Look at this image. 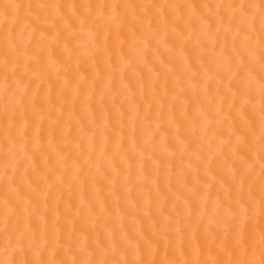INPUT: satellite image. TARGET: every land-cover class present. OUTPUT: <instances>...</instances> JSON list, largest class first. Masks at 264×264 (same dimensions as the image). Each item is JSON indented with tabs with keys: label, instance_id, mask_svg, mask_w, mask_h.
<instances>
[{
	"label": "bare ground",
	"instance_id": "6f19581e",
	"mask_svg": "<svg viewBox=\"0 0 264 264\" xmlns=\"http://www.w3.org/2000/svg\"><path fill=\"white\" fill-rule=\"evenodd\" d=\"M264 0H0V264H262Z\"/></svg>",
	"mask_w": 264,
	"mask_h": 264
},
{
	"label": "snow or ice",
	"instance_id": "6c2138e0",
	"mask_svg": "<svg viewBox=\"0 0 264 264\" xmlns=\"http://www.w3.org/2000/svg\"><path fill=\"white\" fill-rule=\"evenodd\" d=\"M262 264H264V262H262Z\"/></svg>",
	"mask_w": 264,
	"mask_h": 264
}]
</instances>
